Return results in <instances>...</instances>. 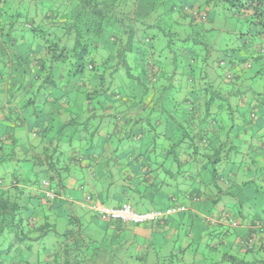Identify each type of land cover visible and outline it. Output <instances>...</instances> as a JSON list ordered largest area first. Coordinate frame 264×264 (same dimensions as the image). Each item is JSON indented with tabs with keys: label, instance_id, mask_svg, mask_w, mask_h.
<instances>
[{
	"label": "trees",
	"instance_id": "obj_1",
	"mask_svg": "<svg viewBox=\"0 0 264 264\" xmlns=\"http://www.w3.org/2000/svg\"><path fill=\"white\" fill-rule=\"evenodd\" d=\"M205 2L214 6L230 4L247 11L253 20L264 26V0ZM73 3L71 8L65 7V4ZM32 4L36 9L30 13L29 6ZM138 12H142V16L149 13L140 7L131 9L122 0H0V37L7 33L9 38L10 33L5 32L9 20L13 25L23 16L26 17L25 25L33 35L43 40L46 61H50L49 68L53 64L66 63V84L70 87L72 81L76 82L73 85L76 93L72 97L68 92L66 115L59 117L57 130H61L62 134L67 132L63 131L65 126H73L69 129L76 131L78 126L83 128L74 143L72 133L68 132L64 137L67 146L63 149L60 147L61 141L53 140L48 135V132L54 131L50 125L53 118L41 128L36 124L45 119H36L35 115L37 123L29 132L33 136L40 134L45 142L39 140L41 147L39 144L37 150L29 153L28 148L24 151L19 148L22 145L18 144L22 143L14 128L32 121L31 116L13 119L15 109L8 108L4 121V128L8 132L0 137V165H15L12 167L9 188L0 187V236L5 235L0 237L3 240L0 241V264H100L98 257L103 256V264H110L106 257L107 250L102 247H95L97 256L88 255L91 244L98 245V242L81 232V218L67 214V227L61 230L55 222L49 223L44 215L38 212L36 215L32 211L37 206L57 210L62 201L68 204L73 201L63 192H69L72 188L68 179L78 171L75 164L79 162L81 166L94 157L96 147L101 148L99 132L104 128L102 116L108 109L120 110L124 121L130 115L129 111L139 114L145 101L151 99V109L143 119L147 120L146 124L140 130L147 126V130L158 129L162 125L175 136L168 137V140H176L175 144L181 142L196 150L203 148L202 153L193 152V158L206 160L207 171L218 189L231 196L237 193L246 196L247 199L241 200L242 204L248 202L249 206L257 205L258 197L255 195L264 196V93H252L255 97L247 98L243 95L246 89H236L243 71L228 70L224 76L207 73L201 63L203 59H197L200 48L195 46L197 42L204 43L202 33L205 30L192 28L197 26L198 21H203L204 13L197 18L183 4L179 10H173L167 25L161 26L155 20L145 19L139 26ZM2 15H6V19ZM152 27L163 37L164 44L159 43L162 39L155 33H146ZM188 40L194 43L185 46L175 44V41L187 43ZM162 50L168 51L165 58L159 56ZM179 52L183 63L178 58ZM43 64L36 63L42 72ZM224 64L223 58L218 59V67ZM230 64L233 67L236 62L231 61ZM86 71H92L94 75L86 77ZM121 74L126 75L125 80ZM79 94L84 99L81 111L75 106ZM160 117L163 121L159 120ZM116 121L118 119L112 123L115 125ZM157 121L159 125L155 128ZM26 163L31 164V168H24ZM224 184L226 187L223 189ZM232 186L238 188L237 192H230ZM48 190L54 195L52 199L46 197ZM28 193L34 195L25 196ZM86 196H83L80 207L88 209L98 218L85 201ZM32 198L37 200L36 207L31 204ZM62 216L57 215L58 218ZM261 222L259 218L251 220L250 235L235 240L243 252L253 254L250 260H239L238 264H264V253L261 249L255 253V240L251 241L253 227ZM50 232L55 236L54 243L47 245L44 238ZM117 245L123 248V245ZM216 248L215 251L218 250ZM174 255L181 258L183 251L172 253L169 258ZM234 259L231 262L235 263ZM138 260L143 264L144 256Z\"/></svg>",
	"mask_w": 264,
	"mask_h": 264
},
{
	"label": "rangeland",
	"instance_id": "obj_2",
	"mask_svg": "<svg viewBox=\"0 0 264 264\" xmlns=\"http://www.w3.org/2000/svg\"><path fill=\"white\" fill-rule=\"evenodd\" d=\"M122 1L124 4L130 5L131 9L133 7H140V9H143L144 12H147V10L149 11L146 16H142V12H138L137 25L139 26H142L141 24L143 21H145V19L155 20L156 23H160L161 26L167 25L173 10H179L180 6L183 4L190 9L191 15L193 14L197 18L201 17V14L204 13L203 21L197 20V26L192 28L197 30H205L202 33V41H204V43L201 44L197 42L195 46L198 49L200 48L197 59H203L201 63L204 65L207 73L214 76H224L228 70L237 72L243 71V73L240 75L241 78H239V82L235 80L238 84L236 89H246L247 91L243 95H245L247 98L255 97L254 94L259 92L264 93V26L259 24L256 19L253 20L247 11L236 9L227 3L214 6L213 4H207L205 0ZM22 4L24 3L22 2ZM147 4L149 5L147 6ZM73 5L74 3L71 5L65 4V7L71 8ZM35 9L36 8L33 4L29 6L30 13H33V10ZM2 16L4 19H6V15ZM25 18L26 17L23 16L22 19L18 20H23L22 22L16 21L14 23L16 24V28H14L12 35L14 38L12 36L8 38L6 34L0 37V119L2 117L5 119L7 118L8 108L15 109V113L12 115L13 119L17 117H20L21 119L23 117L28 118L29 116L34 117L36 115V119L41 120L49 118L51 114L53 121L50 122V125L54 131L48 132V135L51 136V139L53 140H57L59 142L61 141L60 147L65 149L67 143L64 141V137L68 135V132L72 133L71 140L74 143L77 138V134L83 129L82 126H78L76 127V131L69 129V127L73 126H65L63 131L67 132L62 134L61 130H57V127L60 124L59 117L66 115L65 104L69 92V87L66 84L68 80V68L66 63L53 64V67L49 68L50 61H46L43 40L41 37L33 35V33L28 29L24 23ZM195 22L196 21L194 20V23ZM187 27L190 28V26ZM187 27L185 29H188ZM18 28H22L21 32L23 34V40H21V38L18 36ZM5 29H7V26H5ZM114 29L116 31V27ZM155 31H157V29L152 27L148 29L146 33L150 35L153 32L158 37H161ZM112 32L113 31L110 33ZM186 32H188V30ZM161 39L162 40H160L159 43L164 44L163 37H161ZM155 40L157 41L158 38ZM191 43L194 42L191 40H188L187 43L175 41L177 46H179V44L181 46H185ZM167 52V50H162L159 53L160 58H165V56L168 55ZM176 53L178 54L177 47ZM178 58L183 63L181 54ZM221 58L224 59L225 64L221 67H218L217 61ZM231 61L236 62V65L231 67ZM37 62H39V64L44 62L43 72L37 68ZM200 67L201 66L198 68ZM93 75L94 73L92 71H86L85 73L86 77H91ZM121 77L124 80L126 79V75L124 74H121ZM71 83L75 84L76 82L72 81ZM76 85H78V83ZM237 99L238 97L236 96L235 100ZM67 102L69 101L67 100ZM83 102L84 99L79 94L75 102V106L79 111H81L84 106ZM58 112L60 113L58 114ZM111 119H114V117ZM43 125L44 122L39 123L41 128H44ZM19 128L20 127L18 126L14 128V132L17 133ZM7 132L8 130L4 128V121H0V137H3L2 134ZM39 135L36 137L37 141L42 140V142H45L42 138H40ZM30 136L34 138L32 133ZM1 141L2 144L5 143L4 139ZM99 150L100 148L98 151ZM188 153H191V151ZM205 175L208 180L211 179V175L208 173V171ZM179 184L181 190L188 188L187 184L184 182ZM225 187L226 185L224 184L223 189ZM237 189L238 188H235V186L229 188L230 192H237ZM73 191L75 190L72 189L69 192L74 193ZM255 197H258V200H256L258 206L251 210L253 212L257 211L259 215H262L263 217L261 220L262 222L260 224L258 223L259 226L253 227L254 233L251 236V241H254L256 236L260 235V230L262 234H264V204L260 202H264V196L263 194H256ZM241 198L244 200L247 199L246 196ZM181 199H184V197H181ZM181 202H183L181 205L183 204V206L185 205L187 208L191 206L190 200L188 199H184ZM237 205V208L234 206H231L230 209L227 208L226 210H228L230 213L227 217V220H222L225 224V227L221 229H226L231 235L233 233V237L237 234L244 235L245 232L241 230V226H233L236 224V215L238 217L240 212L246 214L248 211L247 207L249 206L248 202H244L241 205L237 203ZM78 208L81 212V232L84 235H90L92 239L98 242V245L94 243L91 244L87 251L88 255L92 257L97 256L98 253L95 254L97 252L95 247H102L103 249L107 250L106 257L110 264H125V262L128 264H142V261L135 259L136 255H140V257L142 255L144 256L143 264L144 262L147 264L156 262L159 264H219L221 257L225 256L222 252L223 248H218L217 251L208 249L207 244L210 241L209 228H215L218 225L213 222L206 221V219L210 218L215 220L217 219L216 216L219 215L212 214L210 211H205L206 214L204 217L203 215L198 218L193 216V219H196L195 223H193L192 220L185 222V220L190 219L191 215V211H186V209L177 213L168 214L165 217V221H168V219L172 217L173 222L168 224L172 225L173 228L176 229L175 237L172 239V231H170L168 234L154 232L153 236L151 237L152 243L150 245V249L144 251L143 254V252L137 250V248L146 246V240L141 239L138 236H133L129 238L131 240V245L127 248H121L117 245L119 244L117 241L119 239L120 243H123L122 238L125 237L126 231H124V233L122 232V235H119V237L116 238L118 234H113L111 231L105 228L109 222L108 220H101L95 216V218L87 221L85 220L84 211L88 212L90 215L93 214L86 208H80L79 206ZM132 208L137 212H143L141 207V210L137 207L134 208L133 205ZM242 210L244 211L242 212ZM223 211L224 210L221 212ZM236 211L237 214H235ZM181 219L184 221V224L176 226L177 223H182ZM55 220L60 229H65L67 227V220H63L62 218H56ZM147 224L161 225L162 223L147 222ZM127 225H132L130 229H133L134 231V226H136V224L127 223ZM187 232L190 233L189 238L194 241V243L191 244L193 248L184 251V254L181 257L182 259L180 257L176 258L175 255L173 258H169L172 253H178L177 251H174V249L177 250L179 248L180 242L183 240V236ZM112 235H114V237H112ZM3 236L5 235L2 234L0 237ZM8 236L10 237L11 235ZM110 237H112L114 240L111 241L109 239ZM54 238V234L50 232L46 238H44V240L47 245H52V243H54ZM0 241L3 240L0 238ZM103 258L105 257L103 256L97 261L100 264H103ZM89 264L93 263L89 262Z\"/></svg>",
	"mask_w": 264,
	"mask_h": 264
},
{
	"label": "crops",
	"instance_id": "obj_3",
	"mask_svg": "<svg viewBox=\"0 0 264 264\" xmlns=\"http://www.w3.org/2000/svg\"><path fill=\"white\" fill-rule=\"evenodd\" d=\"M11 24L12 22L9 20L8 25H6L7 29H5V32L10 33L9 37L13 35V30L16 28V24ZM21 29L22 28H18L17 33L21 40H23ZM73 85L74 84L68 89L72 97H74L76 93V89L74 90ZM151 105V99L146 100L139 114L129 111L130 115L127 116L124 121H122L120 110H114V108L108 109L105 112V116H102L104 128L99 132V136H101L99 143H102L100 150L98 151L96 147L93 151L94 157L83 162L81 166L79 162L75 164L78 171H75L68 179L70 186H72L71 190L73 189L75 191H73L74 193L63 192V195L70 196L73 201L69 204L68 202L64 203L62 201V205H59L57 210H52L48 207L45 208V206L36 207L37 200L32 198L31 204L38 210L36 211V208L33 207L32 211L36 212V215L37 212L40 215H44L49 223H54L56 221L55 219L58 218L57 215H63V220H67L66 215L69 213L75 217L78 216L81 218V212L78 206L80 207V202L85 194H89L93 200L99 201L105 205L108 204V206H118L129 203L131 206L133 205L134 208L141 207L143 212L181 205V203H183L181 202L182 200L188 199L190 200L191 206L187 208L184 205V209H186V211H191V215L190 219L185 220V222L192 220L193 223H195L196 219H193V216L198 218L203 215L204 217L206 214L205 211H210V213L215 215L219 214L216 216L217 219L215 220L209 218V222H213L218 226L209 228L210 244H207L210 250H214L216 246L217 248H223L222 252L225 256L221 257L219 264H238V262H240L239 260H250L253 254L243 252V249L236 245V241L250 235V232H252L249 226L251 220L257 218L262 220V215H259L257 211H252L258 204H251V206H248L246 214L240 212L238 217L236 215V224L233 227H237L238 225L241 226V230L245 232L244 235L237 234L233 237V233L231 235L226 229L222 230L221 228L225 227L222 220H227L230 213L226 209H230L231 206L237 208V203L241 205V200L244 199H241L242 196L237 194L231 196L227 194V192L218 189L209 172L211 179H207L205 175L207 173V167L205 166V163H207L206 160L201 158L196 160V158H193V152L196 153V151H198L202 153L204 151L203 148L200 147V149L196 150L193 146L181 142L175 144L176 140H168V137L174 138L175 136L162 125L158 129L147 130L149 127L147 126L146 129L140 130L141 126L146 124L147 120L143 119L148 115ZM100 113L103 114L104 112H99V114ZM80 116L85 115L81 114ZM112 117H114V119H111ZM141 117L142 119H140ZM50 118L51 114L49 118L45 119V126L49 124ZM31 119L32 121H26L16 133L22 143L18 144L22 145L19 148L23 151L28 148L29 153H33L34 150H37L39 144L40 147L42 145L37 141V136H34V138L30 136L31 132L29 131L31 127L37 123V120L33 116H31ZM115 119H118V121H116L114 125L112 121H115ZM159 120L163 121V118L160 117ZM0 121H5V118L2 117ZM36 125L39 126V123ZM157 125H159L158 121L157 123L155 122V128ZM166 138L167 140L165 141ZM189 151H191V153H188ZM14 165L13 163L0 165L3 166L0 167V187L4 189L9 188V183L11 181L10 177L13 173L12 167ZM30 165L31 164L26 163L24 168H31ZM90 165H92V168L89 167ZM180 170L182 176L180 175ZM181 182L186 183L188 188L181 190L179 184ZM80 185H82L81 188L78 187ZM27 195L32 196L34 193H28L25 196ZM181 197H184V199H181ZM222 210L224 211L221 212ZM243 211L244 210H242V212ZM84 213L85 220L87 221L95 218V216L93 217V215H90L86 211H84ZM235 214H237V211ZM166 221L161 225L146 223L136 225L134 226V231L130 229L132 225L120 224L118 221H109L105 228L113 234H118L116 238L122 235V232L124 233V231H126L125 237L122 238L123 243H120L119 239L117 241V243L123 245V248H127L131 245L130 237L138 236L146 240V246L137 248V250H140L144 254V251L150 249L152 243L151 237L154 232L168 234L172 231V239L175 237L176 229L168 224L173 222L172 217L168 219L167 222ZM55 224L57 223L55 222ZM183 224L184 221L182 220V223H177L176 226ZM189 234V232L184 234L179 248L177 250L174 249V251L180 253L181 251L184 252L193 248L191 244H193L194 241L189 238ZM112 237H114V235H112ZM112 237L109 238L111 241L114 240ZM254 244L255 247L253 249L255 253H259L260 251L258 250L260 249L262 253H264V234L256 236ZM139 256L140 255H136L135 259L143 257V255L141 257ZM98 258L100 260L102 257ZM233 258L236 260L235 263L231 262Z\"/></svg>",
	"mask_w": 264,
	"mask_h": 264
},
{
	"label": "built area",
	"instance_id": "obj_4",
	"mask_svg": "<svg viewBox=\"0 0 264 264\" xmlns=\"http://www.w3.org/2000/svg\"><path fill=\"white\" fill-rule=\"evenodd\" d=\"M47 185V182H44ZM46 197L52 199L54 197L51 190L46 191ZM86 202L98 218L103 220H117L124 223L141 224L144 222H160L168 214L180 211L183 207L167 208L164 210H149L146 212H137L129 204H123L116 207L105 206L99 202H94L89 196H86Z\"/></svg>",
	"mask_w": 264,
	"mask_h": 264
},
{
	"label": "clouds",
	"instance_id": "obj_5",
	"mask_svg": "<svg viewBox=\"0 0 264 264\" xmlns=\"http://www.w3.org/2000/svg\"><path fill=\"white\" fill-rule=\"evenodd\" d=\"M87 196H89L90 198H91V200L92 201H94V202H99V201H96V200H93L92 199V197L89 195V194H87ZM99 203H101V202H99ZM101 204H103V203H101ZM124 204H129V203H124ZM103 205H105V204H103ZM121 205H123V204H121ZM130 205V204H129ZM105 206H108V205H105ZM118 206H120V205H118ZM131 206V205H130ZM109 207H116V206H109ZM132 207V206H131ZM175 208V207H181V206H177V205H175V206H170V207H167V208ZM167 208H165V209H167ZM133 209V208H132ZM152 210H155V209H152ZM158 210H164V209H158ZM182 210H185L184 209V206H183V209ZM136 211V210H135ZM149 211V210H148ZM181 211V210H180ZM144 212H146V211H144ZM177 212H179V211H176V212H174V213H177ZM108 221H110V220H108ZM113 221H117V220H113ZM207 221H209V218H207ZM165 222V218L162 220V221H160V223H164ZM124 223V222H123ZM144 223H146V222H144ZM143 223V224H144ZM124 224H127V223H124ZM142 224V223H141ZM147 224V223H146ZM140 225V224H139Z\"/></svg>",
	"mask_w": 264,
	"mask_h": 264
}]
</instances>
